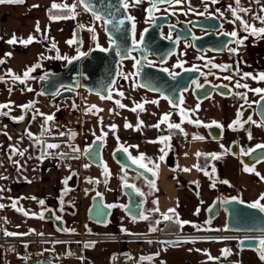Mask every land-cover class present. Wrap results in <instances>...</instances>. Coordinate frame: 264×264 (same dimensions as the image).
Instances as JSON below:
<instances>
[{
	"label": "crops",
	"instance_id": "obj_1",
	"mask_svg": "<svg viewBox=\"0 0 264 264\" xmlns=\"http://www.w3.org/2000/svg\"><path fill=\"white\" fill-rule=\"evenodd\" d=\"M53 3L67 5L68 9L75 5L74 0H24L22 4H0V61H3V63H0V78H2L0 79L2 81V84H0V105H4L1 101L2 93L9 92L14 85L13 83L17 85L24 78V73L30 68H35V70L29 73V78H35L37 75L41 76L45 71L58 70L60 66L74 58L76 52H80L79 55H81V53L84 54L93 48L84 49L81 42L82 29L75 19V17L81 16V8L75 5L74 18L50 19V16L72 15L68 9H53ZM37 24L39 25V31H37ZM30 36L33 38L32 43L26 45L21 43L22 40L27 41ZM78 36L80 38L79 43L77 42ZM13 37H15L16 42L8 43ZM68 41H73V43L69 44ZM53 44H55V48H53ZM57 56L60 58L57 59ZM36 65H39V67H35ZM15 76L20 77L21 80L14 79ZM109 96H111V99H103L86 91H79L78 95L72 98L75 100L70 99L72 100L70 102L71 105L63 111V107L60 106L61 102H54V106L60 107L61 111L57 114L54 113L53 116L54 122L68 131L66 139L71 141L73 148L79 149V151L73 153L75 156L83 154L94 139L100 138L102 140L101 157L103 165L95 167L87 163L83 158V163L80 162V166L83 168V173L89 176L90 182L87 186L81 183L79 190H94L91 192L92 197L100 194L103 202L112 206L109 222L112 218L113 224L116 223L120 210L123 211V207L127 203L124 193L125 197H121L125 184L123 185L119 182V174L122 167L113 159L112 153L115 149L123 150L127 148L125 153L134 159L143 155L144 160L140 162L146 164L148 168L154 169L155 165H159L158 175L153 176L152 180L156 185V189L151 195L156 203H154L150 211L154 218H160L161 216L163 219V215L168 214L172 217L170 221H177L178 219L181 222L189 219L188 215L192 201L201 204L210 203L209 208L215 201L236 199L233 196L237 193L241 194L242 199L254 196L256 201L264 194V161L254 165L251 168L253 171L247 172L244 171L245 167L239 157L230 152V143L237 139L232 133H229V127L236 117L234 107H229L216 99L211 101L210 104H208L209 100L193 104L189 109L183 107L176 123L180 125V129H183V131L175 128V134L184 135L185 142L184 144H179L176 141L171 142L169 140L170 133H165L163 131L164 128L156 127V125H159V111L162 106V101L157 95L149 93L137 95L134 91L127 95H120L118 90H112ZM117 101L123 104L124 107L121 108ZM153 101L156 103H153ZM137 105H143V110L137 108ZM211 105L216 108L220 106L223 109L222 113H208ZM134 108H136V111H132ZM0 112L5 113L3 109ZM19 118L20 116L12 117L15 120ZM189 121L192 122L190 123ZM196 121H199L200 124L195 123ZM126 124L131 125V127H125ZM113 125L116 126L115 130L112 128ZM209 126L219 127L224 134L221 133L219 138H212L205 130ZM164 137L169 139H162ZM194 137H203V139H195ZM48 140L54 141L45 137L43 133V145L39 160V179L30 183L25 181L20 182L19 185H14L11 190V196L19 201V204H23L22 209L30 216L29 219L32 222H40L43 233L55 235L68 231L65 229V225H63L64 230L57 229L52 221L41 219L40 216L43 215L46 207H54L57 201L62 200L64 192L67 193L68 191L65 181L70 177L64 181L65 188L61 192V179L58 171L56 170L58 179L55 177L56 175L52 177L50 175L51 169L55 171L53 166L56 161L54 157H50V154L44 150V143ZM167 149L169 150L167 151ZM170 151H173V167L168 166L166 163ZM198 153L199 155L205 154L210 157L203 168L198 166ZM212 154L218 157L214 159V163L217 166L215 172H211L209 168V164L213 160ZM161 156H164L163 160H160ZM85 163L89 164V167H86ZM206 165H208V169H206ZM69 167H71V164ZM226 167L233 172V186H225L223 183L225 181ZM198 168L201 170H198ZM185 169H188V171H185ZM213 174L216 175L215 179ZM49 175L51 182L55 181L56 184H51L48 179ZM71 176L76 177L77 184V175L73 174ZM33 183L37 184L30 185ZM55 185L56 190L50 201L49 190ZM76 187L75 185L73 190ZM96 187L98 188L95 191ZM85 192L82 191L83 196ZM223 195L233 196L222 198ZM92 197L90 198V204ZM34 200H39V203L43 201L46 204L45 208L40 210L39 205L34 203ZM32 203L36 205L27 208ZM260 203L264 204V200H260ZM70 206L74 209L72 205ZM84 208L87 214L88 207L82 206L83 216ZM157 208L159 211H155ZM29 209H31V212ZM169 209H174L175 214L169 212ZM74 211L75 209L72 213ZM199 218L205 226L212 224L207 215L205 217L199 216ZM88 224V227L97 233H119L117 232L116 224L115 226L113 224L99 226L90 221ZM161 224L157 226V229L160 230L158 233L175 234L181 237L178 236L173 239L163 238L165 240L158 239L159 241L181 240L186 242L184 243L186 249H191L192 260H184L182 264H219L227 260L226 253L222 252L223 249L231 251V248H228L227 245L221 242L213 244L212 246L216 247V250L212 252L207 250L208 245L206 242L213 239L194 238L191 236L205 232L163 233ZM4 226V224L0 223V228ZM37 236H43V234L23 237ZM124 243H117L116 249L111 253V257L114 254H121L123 262L120 264H125V258L131 259V264H159L148 261L144 257L143 254L151 249L149 246L130 253ZM171 245H174V243ZM134 255H137V260L134 259ZM92 257L96 261L91 264H117L113 263L109 256L103 257L102 260L97 259L96 256ZM157 258L158 256L154 257V259ZM164 264H176V262L168 261Z\"/></svg>",
	"mask_w": 264,
	"mask_h": 264
},
{
	"label": "rangeland",
	"instance_id": "obj_2",
	"mask_svg": "<svg viewBox=\"0 0 264 264\" xmlns=\"http://www.w3.org/2000/svg\"><path fill=\"white\" fill-rule=\"evenodd\" d=\"M75 19L76 23L82 29L81 42L83 43L84 49L89 47H106L108 40L104 33L103 20L96 19L95 16L87 13L82 8L81 16L75 17ZM89 29H94V31H89ZM93 37H95V39ZM76 54L75 57L79 56L80 52H76ZM38 77H40V75H37L35 78L30 77L23 83L21 81L18 82L17 85L13 83L14 85L10 88V91L3 92L1 97L2 103H4V105H8L7 108H2L3 112H5L4 114H1L2 112H0V205L4 206L0 208V223L5 225V228H0V234L4 235H6V232L17 234L12 236H33L42 234L48 235V233L42 232L40 222H32L29 219L30 216L28 214L25 215L26 212L24 209H22L23 204H19V201L15 200L11 196V190L14 185H19L20 182L25 181H29L30 183L33 180L37 181L39 179V160L43 145L42 136L46 125L50 122L55 121L54 118L52 120H47V117H53L54 113L57 114L61 111L60 107L57 108L56 106H54V102L51 101L49 96L43 95L38 91ZM1 82L2 81H0V84H2ZM28 89H31V91H29ZM112 90H118V93H123V95L131 93V91H129L128 89L119 88L118 84H116L112 88ZM134 93H136L137 95L146 94L141 90H134ZM72 100L66 99L61 101L60 106L63 107L62 111L66 107L71 105L70 102ZM160 100L162 101V106L159 111V126L166 129L169 128V124L177 123V117L178 115L180 116V113L182 111H180L181 108L168 105L162 99ZM210 103L211 101L208 102V104ZM28 105H31V107H27ZM26 108H28L31 113V119L27 125L26 131L18 132L5 119V117L9 116L10 118H12L15 116H23ZM2 109H0V111H2ZM221 109L222 108L220 106L216 108L211 105L208 113L214 112V114H220L223 111V109ZM165 115L168 116L167 121L161 122ZM249 133L251 134V138L249 137ZM66 143L67 145L72 144L70 140H66ZM233 143L237 144L241 152H247L251 149L256 148L257 145H264V134L253 130L250 125H246L240 136L230 143V152ZM49 144H55L58 145V147L48 148L47 145ZM44 150L48 154H50V157H54L56 161V164L53 166L55 171L51 169L50 175L51 177L56 175L55 177H57V179L60 177L62 189L61 192L65 188V180H67L73 174H76L78 177V182L76 184L77 187L73 190L76 195L72 202H70L75 209V213H66L63 216L65 229L71 232H75V230L72 229V223L75 222L83 227L85 231H90V228L88 227L89 220L86 215V209L84 208L83 216L82 206H90V198L92 197L91 192H93L94 190L86 191L88 189L83 188V190H79L81 183H83L84 186H87L90 182L89 176L83 173V168L82 166H80V162L83 163L84 160L83 154L81 153L78 156H75L73 154L68 155L67 157L71 162V167L65 168L63 166V156L62 149L60 148V142L50 140L45 141ZM168 150L169 149H167V151ZM21 152H23V155H20ZM214 161L215 160L213 159L212 163L209 164L211 172H213V168L215 170L217 168ZM88 165L89 164L85 163L86 167ZM206 169H208V165H206ZM56 170L59 173V177L56 174ZM225 170L226 175L224 174V180L228 183L224 184L225 186H233V172L228 167H226ZM50 175L48 179L51 182ZM213 176L215 179L216 175L213 174ZM52 180L54 179L52 178ZM119 182L123 185H132L134 186L133 189L135 191L139 190L138 193L143 194L142 196L145 199V203L142 209V214L144 216H147L148 219H140L136 221L128 217L122 210H120L119 216L116 219L117 221L115 223L117 232L137 236L157 234L160 231L157 229V226L163 223L164 220L161 216L160 218H154L150 213L155 201L151 197V195L156 189V185L153 188L150 184V181L144 179L136 172L126 168H121V173L119 174ZM54 183L55 181L51 182V184L53 185ZM34 184L37 183H33L30 185ZM97 188L98 187L95 188V191ZM55 190L56 185L52 186L51 190H49L50 201L52 200V195L54 194ZM82 191H86L87 194L85 192V195L83 196ZM67 193L64 192V196ZM230 196L233 195H223L222 198H228ZM121 197H125L123 192H121ZM233 197L248 204L256 201V198H254V196H248L247 198L242 199L240 193L235 194ZM83 198L85 199L83 200ZM34 203L39 205L38 207L40 208V210H42L46 206V204L44 203H39V200H34ZM34 203L29 205V207L27 208L36 205ZM209 204H201L192 201L191 208L189 209V219L181 221L176 231L179 233H199L216 232L221 228L223 229L225 222V211L223 210L219 212V215L214 220H211L212 224L210 226H205L203 225V222L200 221L199 216L205 217L207 215L206 212ZM17 209H21V211H18ZM29 211L31 212V209H29ZM158 221L159 223H157ZM112 224L113 219L111 218L108 225ZM115 224L113 225L115 226ZM181 224H183V226H181ZM193 225H196L198 227H194ZM153 228H155L156 231H152L151 229ZM122 229H124L125 231H122ZM149 241H151V243ZM218 242L224 243L228 248H231L230 260L237 261L241 264H264V260H260V257H256V255L254 254L239 252L234 246L235 242L233 240H208L206 242L208 245L207 250L214 252L216 250V247L212 245ZM172 243H174V245H171ZM184 243L186 242L181 240L159 241L158 239L154 238H138L125 241L124 244L126 245L130 253L138 251L142 247L149 246L151 249L147 253L143 254L146 258L151 257V259H148V261L157 262L159 264H164L168 261L176 262V264H182L184 260H192L190 255L191 249H186ZM64 247V244L61 243L46 242L44 244L43 250L39 253H36L34 257L46 258L57 264H91L92 262L96 261V259L92 256H96L97 259L100 260H102L103 257L106 258V256H109L110 258L111 253L117 247V243L113 241H97L91 244L90 247H84V253L82 254V257L78 259L67 257L64 253ZM26 254L27 244H23L21 246L20 253L17 254L0 250V264H27L28 259L25 257ZM134 256V259L137 260V255ZM157 256L158 258L154 259V257Z\"/></svg>",
	"mask_w": 264,
	"mask_h": 264
},
{
	"label": "flooded vegetation",
	"instance_id": "obj_3",
	"mask_svg": "<svg viewBox=\"0 0 264 264\" xmlns=\"http://www.w3.org/2000/svg\"><path fill=\"white\" fill-rule=\"evenodd\" d=\"M127 3V14L134 18L130 19L132 47L128 56L118 62L113 87L118 84L121 89L155 94L169 105L165 97L149 90H168L172 94L180 91L179 104L174 106L181 108L180 111L183 107L189 109L193 104L216 99L235 108L236 117L229 127V133L238 138L244 127L250 125L253 130L264 134V127L259 126L262 122L259 115L264 116V102L257 108L261 98L252 91L256 88L264 89V81L258 78L259 74L264 73V35L251 34V28L245 31L241 23L244 21L257 29L264 28L261 22V18H264V0H239V5L236 0H216V3L212 0H180V3L175 0L171 3L160 0L136 3L135 0H127ZM234 31L237 37L223 35ZM106 38L108 42L105 48L111 44V39ZM236 40L242 43L238 44ZM237 83L248 87L238 88ZM197 84L201 87H197ZM208 92L210 94L201 101L195 97ZM242 94H246V97ZM50 99L52 101L53 97ZM236 121L239 123H234ZM163 131L169 135L176 133L175 128L170 127ZM221 133L224 134L222 130ZM238 151L241 152L239 147ZM70 205L64 201L63 196L54 207H46L43 213L51 209L53 216L62 219L64 225L63 216L72 213L69 211L72 209ZM261 236L264 233H253L242 238L258 239ZM233 241L239 252L260 257L257 249H242L237 247L239 240ZM230 255L231 251H228L227 260Z\"/></svg>",
	"mask_w": 264,
	"mask_h": 264
},
{
	"label": "water",
	"instance_id": "obj_4",
	"mask_svg": "<svg viewBox=\"0 0 264 264\" xmlns=\"http://www.w3.org/2000/svg\"><path fill=\"white\" fill-rule=\"evenodd\" d=\"M80 7L87 13L93 15L95 11L102 16L104 21V33L111 40H115L116 44H110L107 48L94 47L83 55L72 58L66 64L59 67L56 71H45L38 78V91L46 96L53 97L52 101L61 102L62 100L72 99L78 95L79 91H86L90 94L97 95L103 99H107L110 91L115 83L118 73V62L128 56L131 49V22L127 10L123 7L124 0H85L80 3ZM85 4L90 7L86 9ZM94 16V15H93ZM123 20V25L119 21ZM111 21V23H106ZM119 28V31L115 30ZM101 49H105L102 51ZM117 51L121 55H117ZM153 93L161 94L173 106L179 104L180 91L172 94L168 90H149ZM58 93V94H57ZM210 92L204 95H196L198 101L206 98ZM261 99L257 104V108L263 103ZM258 110V109H257ZM261 121L264 116L259 115ZM5 119L18 132H24L30 119L31 113L28 108L25 109L21 119L14 120L9 116ZM207 132L212 138H219L221 130L217 126L207 127ZM102 140L94 139L92 144L83 152L85 161L95 167L103 165L101 157ZM74 146L71 145V148ZM231 153L237 155L244 167L252 168L257 163L264 161V148H254L249 152H239L236 143L231 146ZM113 159L122 168L132 170L148 181L153 180V175L146 172L143 168L133 164L129 156L122 149H115L112 153ZM166 163L173 167V151H170ZM76 185V177L73 176L67 187L73 189ZM128 185V184H127ZM123 193L127 198V203L123 207V212L133 220H140L142 208L144 205V197L136 192L133 187L123 186ZM225 201L214 202L207 210V217L213 220L218 216L220 210L225 211L224 230L228 232L240 233H264V213L257 209L248 207V203L238 199H229ZM103 202L102 196L96 194L91 199V204L87 209V218L90 222L105 226L109 222L111 215V207ZM73 212V209L69 210ZM44 220H50L55 227L64 230L62 219L55 218L52 210L48 209L43 213ZM133 217H136L134 219ZM227 226V227H226ZM237 247L242 249H257L256 238H242L237 242ZM27 264H57L46 258L31 257L28 258ZM219 264H241L233 260H225Z\"/></svg>",
	"mask_w": 264,
	"mask_h": 264
},
{
	"label": "built area",
	"instance_id": "obj_5",
	"mask_svg": "<svg viewBox=\"0 0 264 264\" xmlns=\"http://www.w3.org/2000/svg\"><path fill=\"white\" fill-rule=\"evenodd\" d=\"M68 131L59 127L57 123L50 122L46 125L44 135L47 138H51L60 142V148L62 149V159L63 166L69 167L70 160L67 157L75 153L71 148V145H67L66 140H63L64 136H67ZM170 141H176L179 144H184L185 137L182 134H173L169 137ZM89 187V186H88ZM75 198V193L73 189L69 190L68 193L64 196V201L70 203ZM72 229L75 232L65 231L60 234L55 235H43L37 237H23V236H9L0 234V250L4 252H11L14 254L20 253L21 246L27 244V258L34 257L36 253H39L43 250L44 244L46 242H55L64 244V253L67 257L78 259L82 257L84 253V247L88 244H93L97 241H113L117 243H123L128 240L138 239V238H154V239H163V238H177L178 235L175 234H154V235H128L123 233H97L90 229V231H85L78 223H72ZM250 236V233H240V232H228L225 230H219L216 232H205L199 234L191 235L194 238L202 239H213V240H240L244 236ZM190 237V236H189ZM76 252V253H75ZM113 263L120 264L122 263L121 254H114L111 257ZM125 264H131L132 261L129 258H125Z\"/></svg>",
	"mask_w": 264,
	"mask_h": 264
},
{
	"label": "snow or ice",
	"instance_id": "obj_6",
	"mask_svg": "<svg viewBox=\"0 0 264 264\" xmlns=\"http://www.w3.org/2000/svg\"><path fill=\"white\" fill-rule=\"evenodd\" d=\"M79 2L80 3H85V0H79ZM135 2L136 3H140V2H142V0H135ZM160 2H168V3H171L172 2V0H160ZM175 2L176 3H180V0H175ZM212 2L213 3H216V0H212ZM22 3H24V0H0V4H22ZM236 3H237V5H239V0H236ZM85 7H86V9H88L90 6L88 5V4H85ZM123 7L126 9L127 7H128V3H127V0H124V4H123ZM153 7H155V4H153ZM52 8L53 9H61V8H64V9H68V6L67 5H61V4H57V3H53L52 4ZM74 9H75V5H73L72 6V8L71 9H68L71 13H72V15L71 16H50V19H68V18H74V16H75V13H74ZM151 11V9H149V12ZM240 11H247L246 9H240ZM262 11H264V9H262ZM93 15L95 16V18L96 19H102V16L101 15H98L95 11H93ZM233 15L234 16H236V11L235 10H233ZM237 19H240V17L239 16H237L236 17ZM128 19H134V18H132V17H129ZM261 22L262 23H264V18H261ZM106 23H111V21H106ZM123 23H124V21L123 20H121V21H119V24L120 25H123ZM241 23L242 24H244V28H245V31H248L249 30V28H251V34H253V35H264V28H259V29H257V28H255L254 26H251V25H248L246 22H244V21H241ZM81 27H83V26H81ZM133 30H134V28H135V25L133 24ZM40 29H39V25L37 24V31H39ZM115 30L116 31H119V28L118 27H115ZM89 31H94V29H89ZM223 35H225V36H227V35H231L232 37H237V33L234 31V32H232V33H223ZM94 39H95V37H93ZM169 39H171V37H168ZM143 39V37H141V40ZM16 42V39H15V37H13V39L12 40H9L8 41V43H15ZM33 42V38L30 36L29 38H28V40L27 41H24V40H22L21 41V43H23V44H29V43H32ZM68 43L69 44H72L73 43V41H68ZM110 43H112V44H116V41L115 40H110ZM134 43H135V41H134ZM236 43H238V44H240V43H242V41L241 40H236ZM56 46H55V44H53V48H55ZM102 51H104L105 49H101ZM229 51H234V50H232V49H230ZM81 55H83V53H81ZM117 55H121V52L120 51H117ZM60 57L59 56H57V59H59ZM0 63H3V61H0ZM35 67H39V65H36ZM218 67H222V68H227V66H218ZM35 70V68H30L28 71H26L25 73H24V78H23V80H21V78L20 77H18V76H15L14 77V79H17V80H21V82L23 83L25 80H27L28 78H29V73L30 72H32V71H34ZM164 71H167V69H164ZM173 76H175L176 74H172ZM245 76H247V74H245ZM259 80H261V81H264V73H261V74H259ZM0 79H2V78H0ZM225 79H230V77H225ZM197 87H201L199 84H197ZM236 87H238V88H240V87H244V88H246V87H248L246 84H240V83H237V85H236ZM29 91H31V89H28ZM252 91H254L255 93H257V94H259L260 95V98H261V100L262 101H264V89H261V88H256V89H252ZM58 94V93H57ZM120 95H123V93H120ZM242 96H245L246 97V94H242ZM107 98H109V99H111V96H109V97H107ZM153 103H156L155 101H153ZM117 104L121 107V108H123L124 107V105L123 104H120L119 103V101H117ZM8 107V105L7 104H5V105H0V108H7ZM27 107H31V105H28ZM137 108H139V109H141V110H143V105H137ZM132 111H136V108H134V109H132ZM237 115L238 116H240L241 115V113H237ZM53 119V117H51V116H48L47 117V120H52ZM167 119H168V116L167 115H165L164 116V118H163V120L161 121V122H164V121H167ZM251 118L249 117V120H250ZM190 123L192 122V121H189ZM195 123H197V124H200V122L199 121H196ZM234 123H239V121H236V122H234ZM253 123H255V122H253ZM141 124H142V122H141ZM259 126H261V127H264V121H262L261 122V124L259 125ZM115 125H113L112 126V128H113V130H115ZM125 127H131V125H129V124H126L125 125ZM138 127H139V125H138ZM156 127H159V125H156ZM169 127L170 128H177V129H180V125L179 124H169ZM181 131H183V129H180ZM31 135V134H30ZM74 135V134H73ZM249 137L251 138V134L249 133ZM195 139H203V137H194ZM162 139H164V140H167V139H169L168 137H164V138H162ZM47 147L48 148H56V147H58V145H55V144H49V145H47ZM257 148H264V145H257ZM74 151H79V149H73ZM123 151L124 152H127V148H124L123 149ZM163 151V150H162ZM20 155H23V152H21L20 153ZM197 155H199V153L197 154ZM74 158H78V157H74ZM212 158L213 159H217L218 157L215 155V154H212ZM129 159H132V163L133 164H136V165H138V167H140V168H143L146 172H151L152 173V175L153 176H156V175H158V168H159V165H155L154 166V169L153 168H148L147 167V165L146 164H144V163H141L140 161H142V160H144V157H143V155H141L139 158H131L130 156H129ZM164 159V156H161L160 157V160H163ZM198 170H201V169H199L198 168ZM185 171H188V169H185ZM215 171V169L213 168V172ZM244 171H247V172H251V171H253V169H251V168H248L247 166L244 168ZM205 174L206 175H208V173L207 172H205ZM67 181H65V183H66ZM223 183H228L227 181H223ZM150 184H151V186L154 188L155 187V183L153 182V181H150ZM214 186V185H213ZM125 187H134V186H132V185H127V184H125ZM137 192H139V190H136ZM140 195H143L142 193H139ZM99 195V194H98ZM260 200H264V194H262L261 196H260V198H259V200H257V201H255V202H253V203H251V204H249L248 205V207L249 208H252V209H257V210H259L261 213H264V204H261L260 203ZM40 203L41 204H43L44 202L43 201H40ZM154 203H156L155 201H154ZM225 203H227V201H225ZM13 206H15V205H13ZM2 207H4L3 205H0V208H2ZM108 207H112L111 205H109ZM18 211H21V209H17ZM155 211H159V209L157 208V209H155ZM169 212H171V213H173V214H175V210L174 209H169ZM198 214V213H197ZM25 215H27V213H25ZM40 218L42 219L43 218V216L41 215L40 216ZM134 219H136V217H133ZM140 219H148V217L147 216H144L142 213H141V215H140V217H139ZM163 219L165 220V221H167V220H171L172 219V217L171 216H169L168 214H164L163 215ZM177 223H181L178 219H177V221H176ZM157 223H159V221L157 222ZM183 223H188V222H183ZM209 223H210V221H209ZM181 226H183V224H181ZM194 227H198V226H196V225H193ZM227 227V226H226ZM152 231H156V229L155 228H153V229H151ZM122 231H125L124 229H122ZM6 235H9V236H12V235H17L16 233H8V232H6L5 233ZM150 243H151V241H149ZM194 242V241H193ZM257 251L259 252V254H260V258L262 259V260H264V236H261L260 238H258L257 239ZM91 245L90 244H88V245H85V247H90ZM222 252H225V253H228V250L227 249H223L222 250ZM230 254V253H229ZM158 255V254H157ZM142 259H144V258H142ZM146 259H151V257H148V258H146Z\"/></svg>",
	"mask_w": 264,
	"mask_h": 264
},
{
	"label": "trees",
	"instance_id": "obj_7",
	"mask_svg": "<svg viewBox=\"0 0 264 264\" xmlns=\"http://www.w3.org/2000/svg\"><path fill=\"white\" fill-rule=\"evenodd\" d=\"M74 4L76 6H79V3L77 0H74ZM79 36L77 38V42L79 43ZM67 136H64L63 137V140H67L66 139ZM54 140V139H53ZM54 141H57V140H54ZM210 157L209 155H205V154H200L198 155V166L199 168H203V166L209 161ZM177 227H178V223L176 221H170V220H167V221H163V223L161 224V230L163 233H175L177 232ZM179 233V232H177Z\"/></svg>",
	"mask_w": 264,
	"mask_h": 264
},
{
	"label": "bare ground",
	"instance_id": "obj_8",
	"mask_svg": "<svg viewBox=\"0 0 264 264\" xmlns=\"http://www.w3.org/2000/svg\"><path fill=\"white\" fill-rule=\"evenodd\" d=\"M76 253V252H75Z\"/></svg>",
	"mask_w": 264,
	"mask_h": 264
}]
</instances>
